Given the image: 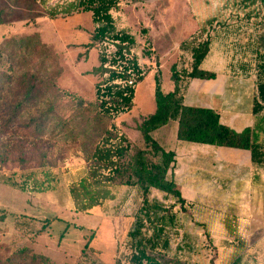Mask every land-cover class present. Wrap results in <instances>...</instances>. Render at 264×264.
<instances>
[{"label": "rangeland", "instance_id": "374dc122", "mask_svg": "<svg viewBox=\"0 0 264 264\" xmlns=\"http://www.w3.org/2000/svg\"><path fill=\"white\" fill-rule=\"evenodd\" d=\"M57 5L64 8L65 1L0 0V73L22 92L34 90L35 105L26 119L38 117L54 104L61 116L47 127L41 143H32L17 129L20 143L0 144V210L17 215L0 222V264H28V257L17 255L24 248L50 264H142L143 253L128 237L142 206L137 188H111L112 200L85 213L76 211L71 197L74 190L85 204L93 193L82 150L97 142L102 126L94 123L92 111L72 102L93 99L100 65L98 48H86L94 30L91 15L52 18ZM113 14L118 29L135 38V53L146 73L135 86V106L120 125L122 133L137 140L136 122L155 108L154 73L161 72L162 92H170V67L190 65V54L181 50V44L206 38L211 40V53L201 68L215 67L213 72L227 78L225 94L209 99V104L217 106L225 123L248 117L257 74L246 44L264 34V8H243L240 0H144L121 3ZM72 95L78 98L72 100ZM164 129L154 137L175 150L177 179L191 186L186 180L191 178L190 162L196 160V168L209 172L198 179L211 197L187 200L182 211L172 198L151 191L150 202H158L175 216L166 230L168 249L154 256L162 264H231L235 259L239 264H264V184L256 199L255 193L246 197L248 183L237 176L240 167L218 162L205 149L184 148L202 146L177 141L173 122ZM46 149L51 157L44 161ZM56 160L61 164L52 169L49 165ZM170 176L175 179L174 173ZM253 182V188L256 183L259 187V180ZM90 239L91 249L86 250Z\"/></svg>", "mask_w": 264, "mask_h": 264}, {"label": "trees", "instance_id": "16d2710c", "mask_svg": "<svg viewBox=\"0 0 264 264\" xmlns=\"http://www.w3.org/2000/svg\"><path fill=\"white\" fill-rule=\"evenodd\" d=\"M64 1V8L55 6L51 17L61 14H90L94 30L86 48L90 50L98 48L100 65L96 70L99 71L100 81L94 85L93 99L88 102H84L83 99L72 102L78 106L84 105L90 112L92 111L94 123L98 122L102 126V133L98 135L97 142L82 150V160L87 166L93 193L87 203L82 204L75 191L71 190L76 211L85 213L112 200L114 196L111 188H137L142 195V206L135 215L128 237L132 246L143 253L142 264H162L154 255L168 249L166 230L174 223L175 216L158 202H150V193L154 190L172 198L182 211L186 201L170 176L176 164L175 150L164 147L154 134L173 122L176 125L177 141L249 152L253 167L264 170V141H259L260 134L264 135V55L259 51V46L257 51L252 47L253 40L250 39L246 45L254 55L257 74V96L252 107L255 124L252 128L236 132L221 123L217 111L184 104L185 94L192 80L210 81L216 79V74L201 68L210 52L209 38L183 42L181 50L190 54L189 68L179 69L176 64L170 67L173 89L168 93L162 92L161 72L154 73L155 108L153 113L139 117L135 124L137 134L135 141L127 133L121 132L120 125L125 118L131 116L135 106V86L144 80L146 73L135 53L137 47L135 38L129 32L118 29L113 13L119 9L121 3L144 0ZM240 3L243 8L256 5L264 8V0H240ZM2 16L3 12L0 10V25ZM245 16L249 17L248 14ZM260 41L264 49V34L257 38V44ZM72 96V100L78 98ZM35 101L34 90L25 89L22 92L20 88L11 85L10 77L0 73V144L4 140L7 143L8 141L20 143L22 136L17 129H22L32 143L44 141L47 127L53 125L55 120L61 119V116L56 114L59 111L54 104V107L48 108L38 117L26 119V113L35 105ZM42 157L44 161L49 159L50 151L46 149ZM62 159L65 160V157ZM61 160H56L49 166L52 169L58 168ZM8 217L13 219L16 214H7L0 210L1 223ZM45 229L46 225L39 233ZM146 229L150 230L149 235L143 234ZM91 241L92 239L86 243V250L91 249ZM17 255L22 259L28 257V264H50L47 258L34 255L26 248L20 250ZM239 263L240 260L235 259L231 264ZM210 264L214 262L211 261Z\"/></svg>", "mask_w": 264, "mask_h": 264}, {"label": "crops", "instance_id": "0c3cea01", "mask_svg": "<svg viewBox=\"0 0 264 264\" xmlns=\"http://www.w3.org/2000/svg\"><path fill=\"white\" fill-rule=\"evenodd\" d=\"M261 35L262 34H260V36ZM252 40H253V43H252L253 46L252 47L257 51L258 46H259V51L261 52L260 48H263L261 41H260V43L257 44V38H255V39L252 38ZM210 53L211 52H209V54L206 57V59L204 60L203 64L210 57ZM252 54L253 53L250 52V57H252V59H253L254 55H252ZM253 63H254V60H253ZM202 65H201V67H202ZM210 70H207V71L213 72L216 70V68L210 66ZM215 74H216V79H214V80H210V81L192 80L190 82L189 87L187 89V92L185 94L184 104L187 106H190V107L208 108V109H212L214 111H218L217 106L214 105V103H212L213 105L209 104V101H210L209 99L214 100L216 98H221V96H223L225 94V89L227 87V78L226 77H220L217 75V73H215ZM256 96H257V80L255 83V91H254V96L252 98V103L249 107L248 117L244 120L231 119L229 123H225L222 121V118L220 116L221 123L223 125L231 128L232 130H234L236 132H242L246 128H252L255 124V117L252 114V107H253V100L255 99ZM238 123L242 124V125H239ZM166 129H164V130H166ZM259 141L260 142L264 141V135L263 134H260ZM208 147H211V146H202V147L193 146V147H184V148H186V149H188V148L205 149L209 156L215 155L216 158L218 159V162L226 164L230 168L240 167L241 171L239 172V174H237V176L241 177V178L244 177L248 183V185L244 189L245 190L244 193L248 194L246 197H251L253 195V193H255L254 198L256 199L258 196L256 194L257 193L259 194L261 192V190L263 189L262 184H264V173H263L264 170H260V169L253 167L251 160H250L249 152L234 150V149H227V151H225V150H221V149H226V148H215V147L208 148ZM241 161H243V162H241ZM190 163H192L191 164L192 169L190 172L191 178L187 179L186 182L191 183V186L184 185L183 184L184 179L178 180L176 177V174H175L176 171L173 172L175 175L174 182L178 185L180 192H181V195H182V198H184L185 201L192 200V199H195V201H196L197 199H200V198H210L211 196H210L209 192L205 189L204 185H201V181H200V179H198V177L201 173H206V175H207V173H209L208 170H199L198 168H196V160H191ZM184 167H185L184 164L180 165L179 171L181 173L184 172V170H183ZM255 180H256V182H258V180H259V187L256 183V184H254L255 187L253 188V183H254L253 181H255ZM250 210L252 211V214H254V208H251Z\"/></svg>", "mask_w": 264, "mask_h": 264}, {"label": "built area", "instance_id": "2783aa9c", "mask_svg": "<svg viewBox=\"0 0 264 264\" xmlns=\"http://www.w3.org/2000/svg\"><path fill=\"white\" fill-rule=\"evenodd\" d=\"M131 84H132V82L130 81V82H129V85H131Z\"/></svg>", "mask_w": 264, "mask_h": 264}]
</instances>
